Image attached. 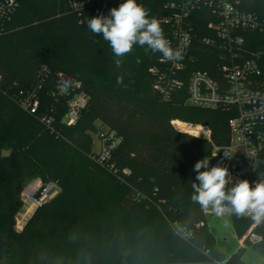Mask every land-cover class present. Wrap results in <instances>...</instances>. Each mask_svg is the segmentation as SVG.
I'll return each mask as SVG.
<instances>
[{
  "label": "trees",
  "instance_id": "obj_1",
  "mask_svg": "<svg viewBox=\"0 0 264 264\" xmlns=\"http://www.w3.org/2000/svg\"><path fill=\"white\" fill-rule=\"evenodd\" d=\"M18 1L20 7L0 37V264H246L241 254L227 257L209 229L206 211L191 199L192 184L199 183L195 163L205 158L210 167H227V152L220 151L218 161L208 140L172 124L178 120L210 127L213 141L223 146L231 141L234 113L189 105L184 87L165 99L150 72L161 53L147 46L135 45L117 68L109 43L88 30L71 0ZM238 1L264 19V0ZM166 3L143 2L165 38L170 28L160 19L170 13ZM101 14L108 16L96 7L83 18ZM196 19L197 31L205 35L202 27L209 16L197 12ZM203 52L192 70L220 80L217 52ZM245 54L258 57L264 87V31L246 35ZM69 77L90 97L71 127L62 119L74 86L66 94L57 89ZM29 89L37 90V115L22 110L16 100L20 90ZM95 122L122 137L111 159L114 170L94 159ZM35 177L56 183L59 193L18 231L21 196ZM257 177L264 180V150ZM231 220L241 236L254 222L240 215ZM257 233L264 235V221ZM247 248L264 259V243Z\"/></svg>",
  "mask_w": 264,
  "mask_h": 264
},
{
  "label": "built area",
  "instance_id": "obj_2",
  "mask_svg": "<svg viewBox=\"0 0 264 264\" xmlns=\"http://www.w3.org/2000/svg\"><path fill=\"white\" fill-rule=\"evenodd\" d=\"M123 2L124 0H71L70 5L82 21L87 22L89 19L83 18L85 11L97 7L109 15L116 3ZM143 2L144 0H137L142 6ZM19 7L18 0L0 2V37L7 32L8 22ZM165 7L170 13L160 20L170 28L166 39L173 49L183 50V58L173 61L159 59L158 64L150 69L151 74L157 78L155 88L165 99H169L174 89L184 87L189 95V105L233 112L234 116L229 120L231 146L227 147L231 152L227 165L229 183L246 179L254 186L255 182L260 181L257 168L264 150V87L259 81V59L249 58L245 54V46L247 34L264 31V19L244 9L238 0H167ZM197 12L209 16L202 27L205 35L197 31ZM204 49L217 52L220 80L213 78L207 71L192 70V66L201 60ZM80 89L81 85L77 83L73 93L67 94V112L62 119L66 126L76 125L89 105L90 97ZM16 100L22 110L32 115L38 114L40 100L36 89L20 90ZM42 121L48 126L51 124L46 117ZM177 122L181 121L176 120L172 124L180 130ZM185 124L192 132L180 131L208 140L214 147L212 157L222 161L220 149L213 143L211 130L202 125ZM99 138L101 148L94 159L105 169L114 170L111 159L114 151L121 145L122 137L107 128ZM58 193L59 187L56 183L44 182L39 178L25 188L21 200L37 210L54 199ZM225 206H228L227 203ZM206 214L208 216L215 213L208 210ZM234 215L236 214L225 212L222 216L232 218ZM242 217L253 219L251 215ZM260 223L254 221L249 227L240 240L241 248L259 247L264 243V235L257 233ZM25 225L26 223L18 230H23ZM204 225V222L200 223V226ZM226 263L227 261L214 262Z\"/></svg>",
  "mask_w": 264,
  "mask_h": 264
},
{
  "label": "clouds",
  "instance_id": "obj_3",
  "mask_svg": "<svg viewBox=\"0 0 264 264\" xmlns=\"http://www.w3.org/2000/svg\"><path fill=\"white\" fill-rule=\"evenodd\" d=\"M87 28L93 35H101L109 43L116 57L114 64L117 68L122 64L121 58L129 54L135 45L147 46L153 53H161L162 61L183 58V50L170 46L160 22L154 17L149 18L148 11L137 0H124L118 7L112 8L108 16L101 14L90 18ZM117 83H122V79L118 78ZM74 84L70 77L62 79L57 89L60 94H66ZM193 171L197 173L195 179L199 183L193 182L191 199L199 203L204 211L211 209L217 215L225 212L251 215L257 223L264 221V180L255 182L254 186L246 179L239 180L226 191L230 182L227 167L218 163L209 168V160L203 158L195 163Z\"/></svg>",
  "mask_w": 264,
  "mask_h": 264
},
{
  "label": "rangeland",
  "instance_id": "obj_4",
  "mask_svg": "<svg viewBox=\"0 0 264 264\" xmlns=\"http://www.w3.org/2000/svg\"><path fill=\"white\" fill-rule=\"evenodd\" d=\"M254 54L258 55L257 52H255ZM95 125L97 127V130L92 131L91 135L93 139V153L97 154L101 148V144L99 140L100 134L104 130H107V127L103 126L100 122H95ZM208 128L211 130V132H213L210 127ZM213 143L216 147L220 149V151H226L228 158L231 157V152L227 149V147L231 146V141L229 144L223 146H219V144H217V142L214 141ZM39 178L40 177L33 178L29 182L27 187ZM23 204L24 206L19 214L24 213L28 209H30L29 204H26L25 202ZM35 211L36 209L32 208L31 214L27 220H22L19 215L17 216L16 219L17 230L21 229L24 223L28 222V220L32 217ZM207 221H208L209 229L211 230L212 234L215 236L217 243H219L220 247L225 251V253H227L228 258L233 257L236 254H241V259H243L246 264H264V259L254 249L251 248L246 249L240 247V240L246 233L242 236L240 234H236L231 218L214 214V215H208ZM198 264H210V263H198Z\"/></svg>",
  "mask_w": 264,
  "mask_h": 264
},
{
  "label": "bare ground",
  "instance_id": "obj_5",
  "mask_svg": "<svg viewBox=\"0 0 264 264\" xmlns=\"http://www.w3.org/2000/svg\"><path fill=\"white\" fill-rule=\"evenodd\" d=\"M180 130L185 131L187 133H191L192 130L189 126H187L185 123L177 122L176 123ZM32 208L28 209L26 212L18 214L22 220H27L31 214Z\"/></svg>",
  "mask_w": 264,
  "mask_h": 264
}]
</instances>
